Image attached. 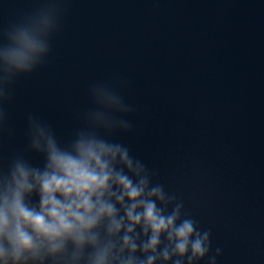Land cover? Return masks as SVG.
<instances>
[{"label": "water", "instance_id": "1", "mask_svg": "<svg viewBox=\"0 0 264 264\" xmlns=\"http://www.w3.org/2000/svg\"><path fill=\"white\" fill-rule=\"evenodd\" d=\"M35 2L0 0V26ZM113 74L134 106L119 138L210 229L218 264H264V0H68L5 105L0 155L23 148L28 111L65 137L88 82Z\"/></svg>", "mask_w": 264, "mask_h": 264}, {"label": "clouds", "instance_id": "2", "mask_svg": "<svg viewBox=\"0 0 264 264\" xmlns=\"http://www.w3.org/2000/svg\"><path fill=\"white\" fill-rule=\"evenodd\" d=\"M67 5L36 0L0 26V139L15 134L14 85L47 60ZM125 85L119 74L88 82L65 137L24 114L23 148L0 155V264H218L210 229L119 138L133 126Z\"/></svg>", "mask_w": 264, "mask_h": 264}]
</instances>
